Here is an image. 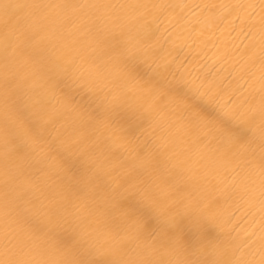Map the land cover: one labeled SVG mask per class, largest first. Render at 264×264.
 Here are the masks:
<instances>
[{
    "label": "bare ground",
    "instance_id": "1",
    "mask_svg": "<svg viewBox=\"0 0 264 264\" xmlns=\"http://www.w3.org/2000/svg\"><path fill=\"white\" fill-rule=\"evenodd\" d=\"M127 2L0 0V229L30 241L43 253L34 259L55 253L62 264L251 258L264 240L261 178L241 187L246 166L220 154L215 136L259 142L248 121L264 85V24L249 6L259 0H169L167 12L136 13L158 65L194 88L215 82L210 99L230 126L197 100L152 91L151 60L113 6ZM189 111L209 126H189ZM207 196L222 208L217 221Z\"/></svg>",
    "mask_w": 264,
    "mask_h": 264
},
{
    "label": "snow or ice",
    "instance_id": "2",
    "mask_svg": "<svg viewBox=\"0 0 264 264\" xmlns=\"http://www.w3.org/2000/svg\"><path fill=\"white\" fill-rule=\"evenodd\" d=\"M113 6L126 10L127 14L123 18L125 25L131 24L135 26V32L131 36L132 48L145 60H151L149 66L151 79L149 80V84L155 82L152 91L157 96H162L166 99L186 97L197 100V106L201 112L207 113L210 117L220 121L225 126H230L232 116L216 107L212 99H210L209 94L217 87L215 82L206 81L200 88L192 87L187 81L177 78L171 65H158L157 53L144 48L140 42L142 41L143 33L138 26L139 18L136 16V13L140 9H156L161 13L167 12L173 7L169 0H128L127 3ZM249 6L259 8L261 21L264 24V0H259L258 4H251ZM261 64L264 65V58H262ZM260 100L261 105L258 116L254 115L250 121L252 124H255L258 118L261 123V135L256 146L251 147L249 144L242 143L234 136L223 135L220 137L219 148L228 157L246 166L245 175L241 178V187L246 191L249 189L250 183H254V177L259 174L261 178L260 194L264 197V85L261 88ZM186 118L189 126H209V122L202 120L197 113L189 111ZM150 128L151 133L155 135L153 131V119ZM160 146L163 148L161 144ZM47 250L49 249L46 248ZM260 250L261 254L264 255V240H261ZM37 254L43 253H39L30 241L21 239L11 225L0 229V264H53L50 260L34 259L33 257ZM229 264H248V262L236 260L229 261Z\"/></svg>",
    "mask_w": 264,
    "mask_h": 264
},
{
    "label": "clouds",
    "instance_id": "3",
    "mask_svg": "<svg viewBox=\"0 0 264 264\" xmlns=\"http://www.w3.org/2000/svg\"><path fill=\"white\" fill-rule=\"evenodd\" d=\"M250 105L251 106L248 108V121H251V118L254 115L258 116V112H259L260 105H261V100L259 99L258 101H252V102H250ZM255 125L261 128V123H260L258 118H257V120L255 122ZM153 131L155 133L154 136L158 140L156 130L154 129ZM215 137H216V141H217V151L220 154H222L223 156L228 157V155L219 148L220 137H217V136H215ZM259 137H260V135L258 136V138ZM207 199H208V202H209V205H210L209 206V212L215 218L216 221L219 220L220 219V213L222 211V208H221L220 204L217 205L216 204L217 200L212 199L211 196H207ZM53 255L56 258H54V259H52L50 261H52L53 264H62V260H61L60 256H58L55 253H53ZM257 256L259 257L258 259L256 258ZM236 260H244V261L248 262V264H264V255L261 254V250L259 249L258 252L252 254L251 258H248V259H240V258H238ZM229 261H233V260L225 258V259L217 261V264H229Z\"/></svg>",
    "mask_w": 264,
    "mask_h": 264
}]
</instances>
